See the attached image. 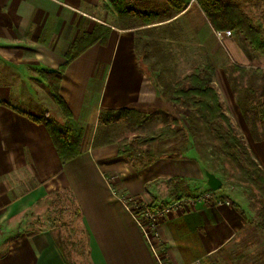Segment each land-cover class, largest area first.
I'll return each instance as SVG.
<instances>
[{
	"label": "crops",
	"instance_id": "1",
	"mask_svg": "<svg viewBox=\"0 0 264 264\" xmlns=\"http://www.w3.org/2000/svg\"><path fill=\"white\" fill-rule=\"evenodd\" d=\"M185 2L180 12L168 2L160 13L154 3L125 0L127 17L121 20L108 0H0V209L4 193L11 191L1 178L10 162L40 184L63 179L65 184L54 186L73 193L91 264H160L123 198L154 207L195 199L190 208L173 209L159 221L158 252L165 264H239L243 245L253 248L256 231L247 233L244 216L233 204H217L223 197L210 188L208 169L192 152L155 154L142 165L134 155L118 154L119 138L95 145L101 123L111 125L100 119L102 108L128 107L145 114L168 112V105H175L164 97L188 72L179 47L196 51L200 61L212 60L216 74L228 57L258 67L233 52L244 46L240 38L220 41L197 1ZM137 9L143 15L139 20L132 18ZM99 24L110 27L106 38L72 60L61 78L59 91L70 121L82 133L80 153L63 162L48 128L11 106L34 115L52 111L62 121L48 84L38 79L39 70L61 65L75 37ZM249 144L264 167V137L251 138ZM6 217L0 212V222ZM28 232L10 237L0 264H63L50 233Z\"/></svg>",
	"mask_w": 264,
	"mask_h": 264
},
{
	"label": "rangeland",
	"instance_id": "2",
	"mask_svg": "<svg viewBox=\"0 0 264 264\" xmlns=\"http://www.w3.org/2000/svg\"><path fill=\"white\" fill-rule=\"evenodd\" d=\"M133 1L140 3L141 6L154 3L160 13L168 8V2L170 3V0ZM234 1L260 28L264 36V0ZM127 9L123 10L125 12L122 11L121 20L127 17ZM132 18L139 20L143 18V15H140L139 9H137ZM221 32L222 34L217 37L224 43L235 38H240L244 43L243 47L241 45L237 49H232L234 53L248 59L249 64L264 68V51L254 48L239 30H231L230 34H226L224 30H221ZM183 35L190 38V35L186 33ZM177 50L179 59L184 63V69L188 71L181 77L191 73L197 66L206 63L214 65L211 62L212 60L210 62L198 60V53L196 51L192 52L190 48L179 47ZM232 63L234 62L228 57L227 64L218 67L219 69H217V74L214 77V87L223 103L224 112L229 116L235 134L250 147L251 138L264 136V121L256 114V111L251 109V103L264 102V76L241 75L238 71L233 72ZM234 82L238 91L234 90L232 86ZM250 85L253 88V93L245 96V91H242L241 88ZM238 98L242 102L241 105L237 101ZM242 107L246 111L245 116L242 113ZM51 115L55 119L61 120L52 111ZM144 115L146 119L141 128H129L121 121L111 123L110 126L101 123L95 145L100 140L110 137L119 138L118 140L145 137L157 131L166 123H170L171 118L177 117L181 121L182 127H184V132H180L168 140L152 142L142 146L139 149L143 153V158L147 159L160 153L173 155L176 153L186 154L187 152H192L194 156L200 158L206 169L214 171L222 180V186L217 190L219 196L223 197L222 199H228L231 205L233 202L239 204L245 210L244 228L247 233H250V236L252 231L257 233L251 239L254 242L253 248L249 244L246 248L243 245L240 257L241 263L239 264H264V228L257 227V223L262 220L264 196L220 148L219 141L211 130L191 108L178 103L173 106L168 105V112L153 111ZM134 153H137V151ZM2 173L1 178L4 181V189L8 187L9 190L11 188V191L4 193V208L0 209V212L3 211L4 215L7 216L0 222V254L6 251L11 236L14 237L16 234L26 231L41 230L50 233L52 241L60 252L63 264H91L88 236L81 223L79 209L76 206L73 193L69 190L70 188H62L61 186L59 189L54 186L55 184L58 185L59 182L65 184L63 179L60 181L61 178H58L54 182L40 184L29 171H27V175H24L22 168L11 162ZM111 184L115 190H118L113 180H111ZM210 198L215 199V197ZM123 200L125 202L129 201L124 198ZM250 236L248 235L249 238Z\"/></svg>",
	"mask_w": 264,
	"mask_h": 264
},
{
	"label": "trees",
	"instance_id": "3",
	"mask_svg": "<svg viewBox=\"0 0 264 264\" xmlns=\"http://www.w3.org/2000/svg\"><path fill=\"white\" fill-rule=\"evenodd\" d=\"M108 1L115 8L118 16L121 17L122 11L126 8L125 0ZM196 1L216 31L225 29L239 30L254 48L264 51V36L260 28L254 24L253 20L241 10L240 7H238L234 0ZM170 4L176 11L180 12L185 8L186 2L185 0H170ZM109 31L110 27L104 24H99L98 27L94 28L92 31H82L69 44L66 51V60L61 65L55 69L39 70L38 79L48 84L54 100L62 111L64 117L62 121L54 119L47 110L39 115H34L20 107L9 105L14 110L26 115L35 122L43 123L48 128L53 144L63 162L74 158L80 153L82 133L78 131L70 121V108L59 91L61 78L66 67L72 60L79 56L90 45L105 39ZM231 68L233 72L238 71L241 75L252 74L254 76H264L263 67H247L240 64H232ZM215 74L216 70L212 63L197 66L191 73L175 81L171 93L166 96V99L170 102L191 108L219 141L220 148L229 156L251 184L264 196V167L257 159L253 150L235 134L229 116L224 112L223 103L214 87ZM232 86L234 90L238 91L235 82ZM252 89L251 85L241 88L242 91H245V96L253 93ZM237 101L239 105H241L242 102L239 98ZM249 103H251V101H249ZM251 109L256 111V114L264 121V102L251 103ZM241 110L245 116V109L242 107ZM99 117L103 122L108 124L116 121H123L127 127L132 129L141 128L146 119V116L139 110L128 107L114 109L102 108ZM174 124H177V127ZM180 132H184V127H182V123L177 117H173L170 123H166L158 128L157 131L145 137H137L132 140H119L118 154L130 159L135 154L134 159L140 161L142 165H146L154 158H143V153H141L139 148L152 142L168 140ZM135 151H137V153H134ZM188 197L195 198L197 195H189ZM127 204L131 205L132 201H127ZM167 204L168 203H164L160 206H166ZM232 204L238 208L245 217V210L237 203L233 202ZM149 206L154 207L153 203L149 204ZM261 214L262 220L257 223V227L264 228V206ZM28 233L32 234L33 232L29 231Z\"/></svg>",
	"mask_w": 264,
	"mask_h": 264
},
{
	"label": "built area",
	"instance_id": "4",
	"mask_svg": "<svg viewBox=\"0 0 264 264\" xmlns=\"http://www.w3.org/2000/svg\"><path fill=\"white\" fill-rule=\"evenodd\" d=\"M226 34H230V29L224 30ZM217 36L222 34L221 30L216 31ZM195 199H177L173 203L167 204L166 206L150 207L149 204L133 201L131 205H126L130 208L132 215L139 225L142 233L144 234L150 248L156 255L160 264H165L159 255L160 245V231L159 221L160 219L170 213L173 209H186L193 205ZM217 204H230L228 199L219 198Z\"/></svg>",
	"mask_w": 264,
	"mask_h": 264
},
{
	"label": "water",
	"instance_id": "5",
	"mask_svg": "<svg viewBox=\"0 0 264 264\" xmlns=\"http://www.w3.org/2000/svg\"><path fill=\"white\" fill-rule=\"evenodd\" d=\"M206 175L211 189L218 190L222 186V180L214 172L206 170Z\"/></svg>",
	"mask_w": 264,
	"mask_h": 264
}]
</instances>
